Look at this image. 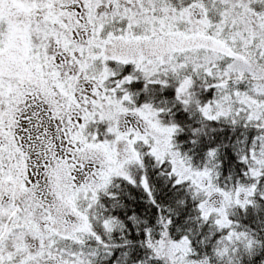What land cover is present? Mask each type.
I'll list each match as a JSON object with an SVG mask.
<instances>
[{
    "label": "snow or ice",
    "instance_id": "snow-or-ice-1",
    "mask_svg": "<svg viewBox=\"0 0 264 264\" xmlns=\"http://www.w3.org/2000/svg\"><path fill=\"white\" fill-rule=\"evenodd\" d=\"M0 264H264V0H0Z\"/></svg>",
    "mask_w": 264,
    "mask_h": 264
}]
</instances>
